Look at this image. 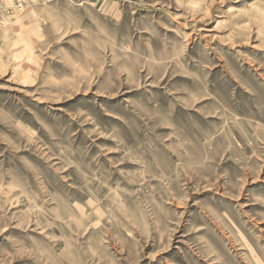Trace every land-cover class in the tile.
I'll list each match as a JSON object with an SVG mask.
<instances>
[{
	"label": "rangeland",
	"instance_id": "1",
	"mask_svg": "<svg viewBox=\"0 0 264 264\" xmlns=\"http://www.w3.org/2000/svg\"><path fill=\"white\" fill-rule=\"evenodd\" d=\"M0 264H264V0H0Z\"/></svg>",
	"mask_w": 264,
	"mask_h": 264
}]
</instances>
